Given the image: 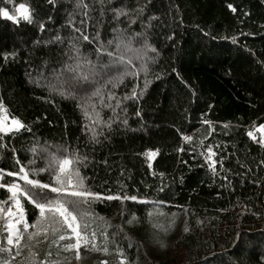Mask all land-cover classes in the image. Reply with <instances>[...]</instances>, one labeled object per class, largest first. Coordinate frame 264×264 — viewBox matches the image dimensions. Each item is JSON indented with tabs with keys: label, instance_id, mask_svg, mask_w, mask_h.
Listing matches in <instances>:
<instances>
[{
	"label": "trees",
	"instance_id": "16d2710c",
	"mask_svg": "<svg viewBox=\"0 0 264 264\" xmlns=\"http://www.w3.org/2000/svg\"><path fill=\"white\" fill-rule=\"evenodd\" d=\"M1 107L28 224L60 202L125 264H264V0H0ZM63 159L87 195L54 188ZM155 209L180 220L165 256Z\"/></svg>",
	"mask_w": 264,
	"mask_h": 264
},
{
	"label": "rangeland",
	"instance_id": "374dc122",
	"mask_svg": "<svg viewBox=\"0 0 264 264\" xmlns=\"http://www.w3.org/2000/svg\"><path fill=\"white\" fill-rule=\"evenodd\" d=\"M1 14L17 20L27 18L28 11L26 6L18 4L11 9H1ZM0 111L1 132H10L21 126L3 107ZM255 130L263 140L264 124ZM251 135L254 137V132ZM153 152L155 150H148L149 163ZM0 187L7 190L6 198L0 199V220L5 218L6 233L0 245V264H125L122 250L108 239L105 232L80 225L62 203L39 204V218L28 224L21 205L23 191L19 182L4 184L0 181ZM54 188L87 195L68 159L60 161ZM153 213L152 226L142 234L143 245L149 255L165 256L170 251L172 238L179 231L180 220L174 217L166 222L159 218V209ZM48 219L51 220L48 222Z\"/></svg>",
	"mask_w": 264,
	"mask_h": 264
},
{
	"label": "water",
	"instance_id": "95a60500",
	"mask_svg": "<svg viewBox=\"0 0 264 264\" xmlns=\"http://www.w3.org/2000/svg\"><path fill=\"white\" fill-rule=\"evenodd\" d=\"M156 155H157V151L153 152L152 155H151V163L154 161V159L156 158Z\"/></svg>",
	"mask_w": 264,
	"mask_h": 264
}]
</instances>
